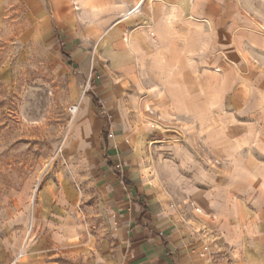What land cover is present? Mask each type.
I'll return each instance as SVG.
<instances>
[{
    "label": "crops",
    "instance_id": "0c3cea01",
    "mask_svg": "<svg viewBox=\"0 0 264 264\" xmlns=\"http://www.w3.org/2000/svg\"><path fill=\"white\" fill-rule=\"evenodd\" d=\"M20 1L34 20H46L68 63L92 83L100 69L117 73L119 81L137 79V70L139 80L126 99L110 103L118 133L105 138L103 115L91 95L82 97L65 145V159L70 162L74 151L78 158L67 172L45 179L32 203L25 192L0 209V264H264V113L245 108L238 93L228 100L215 96L197 118L183 110L194 102L197 113L204 110L206 78L215 85L227 78L231 85L236 73L237 65L229 72L221 66L201 71L222 61L206 56L215 41L206 32H234L222 36L218 48L235 63L244 40L262 47L250 23L236 8H221L223 0ZM146 81L152 85L140 98ZM147 100L190 118L185 128L201 133L222 165L207 168L188 146H170L174 167L161 166L182 188L165 189L145 177L142 138L131 144L128 116L139 119ZM220 100L226 108L216 107ZM183 171L188 177L178 178ZM74 181L84 187L81 197Z\"/></svg>",
    "mask_w": 264,
    "mask_h": 264
},
{
    "label": "rangeland",
    "instance_id": "374dc122",
    "mask_svg": "<svg viewBox=\"0 0 264 264\" xmlns=\"http://www.w3.org/2000/svg\"><path fill=\"white\" fill-rule=\"evenodd\" d=\"M225 4L236 8L242 20L250 23L255 32L249 33L261 37L259 44L262 47L252 46L249 40H244L238 60L234 63L218 48L219 39L222 36L231 37L234 32H206L207 36L217 41L207 45L206 56L220 55L222 61L205 63L201 71L203 68L215 70L218 66L222 67V72L231 71L230 68L235 65L237 68L231 85L225 83L227 78L224 81L221 79L218 85H215L214 78H206V97L200 103L204 105V110L197 113V102L193 103L194 107L191 105L192 109L188 106L183 108L184 111L192 110L196 118L206 114L209 107L215 104V96L222 95L220 98L228 100L235 93L240 99L245 98V108L264 113V0H223L221 8L226 7ZM227 26L224 23L223 28ZM57 38L56 32L48 28L46 20H34V15L20 0H0V209L8 205L11 198L25 192L30 194L32 203L45 179L67 172L70 162L78 158L77 151H74L70 162L65 159V145L69 142L75 120L68 111L70 105H78L82 97L91 95L95 109L103 115L104 124L109 129L100 134L105 138L109 132L118 133L114 126L116 110L110 103L121 97L126 99L136 89L135 82L139 80L137 70L133 73L137 79L120 78L119 81L121 76L117 73L100 69L101 74L96 73L98 75L92 83L89 77H85L84 70L68 63L59 49ZM185 77L189 92L195 96L199 94L192 74ZM144 79L142 77L141 80ZM108 80L110 83L103 85ZM151 85L147 81L144 83L140 98H145L144 92ZM223 100L218 101L220 106L216 104V107L226 108ZM147 105V110H142L139 119L136 120L132 112L128 116L131 144L136 137L142 138L141 170L145 177L149 180L156 178L152 182L161 184L165 189L182 188L181 183L171 181V176L161 166L163 164L169 170L174 167L173 158L167 150L170 146H188L193 156L207 168L215 169L222 165L223 161L214 158L203 145L202 134L196 133L193 127L185 128L191 123L190 118L176 116L164 104H155L152 100H147ZM231 135L237 142L244 140L240 134ZM182 173L184 176L178 178L188 177V171ZM80 185L83 191L84 187ZM80 200L83 202L82 198ZM187 204V201L181 200V205Z\"/></svg>",
    "mask_w": 264,
    "mask_h": 264
},
{
    "label": "built area",
    "instance_id": "2783aa9c",
    "mask_svg": "<svg viewBox=\"0 0 264 264\" xmlns=\"http://www.w3.org/2000/svg\"><path fill=\"white\" fill-rule=\"evenodd\" d=\"M68 111L69 113L74 116V114L76 113L77 111V105L76 104H73V105H70L68 107ZM108 136H111V132L108 133ZM117 167H119V164H116ZM75 187L77 188V190L79 191V193H82V187L79 183L75 184ZM82 196V195H81ZM82 202L79 201V212L82 211ZM198 210V209H197ZM206 249V248H204Z\"/></svg>",
    "mask_w": 264,
    "mask_h": 264
},
{
    "label": "bare ground",
    "instance_id": "6f19581e",
    "mask_svg": "<svg viewBox=\"0 0 264 264\" xmlns=\"http://www.w3.org/2000/svg\"><path fill=\"white\" fill-rule=\"evenodd\" d=\"M138 8H139V7H138ZM77 108H78V106H77ZM75 114H76V113H75ZM75 114H74V115H75ZM73 117H74V116H73Z\"/></svg>",
    "mask_w": 264,
    "mask_h": 264
}]
</instances>
